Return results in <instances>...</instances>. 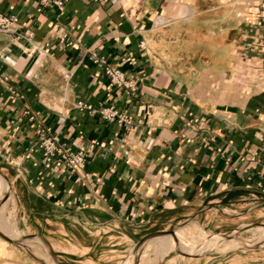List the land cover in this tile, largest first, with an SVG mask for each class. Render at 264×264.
<instances>
[{
    "label": "crops",
    "instance_id": "crops-1",
    "mask_svg": "<svg viewBox=\"0 0 264 264\" xmlns=\"http://www.w3.org/2000/svg\"><path fill=\"white\" fill-rule=\"evenodd\" d=\"M0 11L17 17L0 32V200L14 208L0 264H118L153 231L264 220V0H0ZM109 106L131 123L103 118ZM42 134L83 150L86 167L46 164Z\"/></svg>",
    "mask_w": 264,
    "mask_h": 264
},
{
    "label": "rangeland",
    "instance_id": "rangeland-1",
    "mask_svg": "<svg viewBox=\"0 0 264 264\" xmlns=\"http://www.w3.org/2000/svg\"><path fill=\"white\" fill-rule=\"evenodd\" d=\"M13 210L9 203L4 205L0 200V227L10 223L5 214ZM172 229L176 230L178 242L171 234L155 237L145 243L138 255L129 250L118 264H158L168 255H212L217 256L215 264H264V220L243 225L226 235L197 224H182L169 230ZM160 238H164L162 245Z\"/></svg>",
    "mask_w": 264,
    "mask_h": 264
},
{
    "label": "built area",
    "instance_id": "built-area-1",
    "mask_svg": "<svg viewBox=\"0 0 264 264\" xmlns=\"http://www.w3.org/2000/svg\"><path fill=\"white\" fill-rule=\"evenodd\" d=\"M43 4L55 3L58 6H63L66 0H40ZM17 17L14 14H6L0 11V32H15V24ZM94 61L97 63H104L101 57L94 56ZM135 60V58H133ZM105 73L111 78V81L119 87H124L128 93L136 90L135 84L127 78L125 73L116 66L107 65ZM73 75V71L68 70L65 77L69 78ZM78 108H90L88 104L83 101L77 103ZM95 111V110H94ZM99 113L103 118L113 120L116 117L120 121L131 123V117L119 112L115 106L102 108ZM40 146L44 149V161L50 164L54 161H61L72 170L84 169L87 163V155L83 150H74L71 146H67L60 142L57 135L54 136H41Z\"/></svg>",
    "mask_w": 264,
    "mask_h": 264
},
{
    "label": "water",
    "instance_id": "water-1",
    "mask_svg": "<svg viewBox=\"0 0 264 264\" xmlns=\"http://www.w3.org/2000/svg\"><path fill=\"white\" fill-rule=\"evenodd\" d=\"M5 198H8V194L5 195ZM171 234L176 242H178L177 236H176V230L172 229V230H157V231H153L150 232L148 234H146L145 236H143L140 240L137 241V243L135 244V246L133 247V253L134 254H139L142 247L145 245V243L155 237L158 236H163V235H168ZM0 235L8 240H12V238H10L9 236H7L6 234H4L1 230H0ZM226 235V234H224Z\"/></svg>",
    "mask_w": 264,
    "mask_h": 264
},
{
    "label": "bare ground",
    "instance_id": "bare-ground-1",
    "mask_svg": "<svg viewBox=\"0 0 264 264\" xmlns=\"http://www.w3.org/2000/svg\"><path fill=\"white\" fill-rule=\"evenodd\" d=\"M163 239H164V238H160V239H159V243H162V240H163Z\"/></svg>",
    "mask_w": 264,
    "mask_h": 264
}]
</instances>
